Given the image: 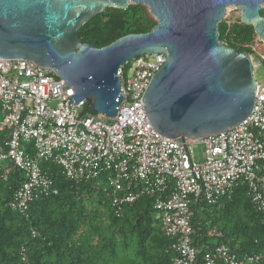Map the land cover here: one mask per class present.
Instances as JSON below:
<instances>
[{
  "label": "built area",
  "instance_id": "built-area-1",
  "mask_svg": "<svg viewBox=\"0 0 264 264\" xmlns=\"http://www.w3.org/2000/svg\"><path fill=\"white\" fill-rule=\"evenodd\" d=\"M166 57L165 52L145 53L122 67L123 100L115 116L82 114L87 102L69 103L75 88L51 69L0 57V174L7 177L13 165L28 176L11 206L25 213L34 195L51 192L43 160L59 163L70 179L111 173L119 206L144 193H164L174 183V190L154 205L165 234L174 239L173 264H248L253 256H240L226 244L197 259L192 204L198 199L216 204L246 184L264 220V83H258L251 114L233 128L200 139L170 138L154 127L143 100ZM251 59L255 69L264 64V53ZM199 143L205 148L202 160L194 158Z\"/></svg>",
  "mask_w": 264,
  "mask_h": 264
},
{
  "label": "water",
  "instance_id": "water-1",
  "mask_svg": "<svg viewBox=\"0 0 264 264\" xmlns=\"http://www.w3.org/2000/svg\"><path fill=\"white\" fill-rule=\"evenodd\" d=\"M145 4L157 19L148 32L104 47L78 31L109 7ZM229 5L264 43V0H0V57L24 58L51 69L75 88L69 103L117 114L123 100L119 71L145 53L165 52L143 100L162 135L186 140L225 132L252 112L258 91L251 55L220 40Z\"/></svg>",
  "mask_w": 264,
  "mask_h": 264
},
{
  "label": "trees",
  "instance_id": "trees-1",
  "mask_svg": "<svg viewBox=\"0 0 264 264\" xmlns=\"http://www.w3.org/2000/svg\"><path fill=\"white\" fill-rule=\"evenodd\" d=\"M156 24L147 5L132 3L127 9L109 7L78 34L81 42L104 47ZM220 33L222 42L251 55L263 43L241 16L224 18ZM88 113L93 109L86 103L82 114ZM41 166L51 178V192L34 195L25 213L11 202L27 181L26 172L12 165L7 177L0 174V264H173L174 239L165 234L154 205L157 197L174 190V183L164 193H144L119 206L111 173L70 179L56 161L43 160ZM192 207V242L199 261L213 247L226 244L240 256H253L248 264H264V220L246 184L216 204L198 199Z\"/></svg>",
  "mask_w": 264,
  "mask_h": 264
},
{
  "label": "rangeland",
  "instance_id": "rangeland-1",
  "mask_svg": "<svg viewBox=\"0 0 264 264\" xmlns=\"http://www.w3.org/2000/svg\"><path fill=\"white\" fill-rule=\"evenodd\" d=\"M240 16H241L240 7L236 6V5H229L227 7L226 15L224 18H227V17L238 18ZM256 52H257V54H253V59L255 61H257L258 53H264V44L263 43L257 44V51ZM132 61H130V63ZM127 68H125V69H127ZM254 74H255V78L259 84L264 83V64H262L258 67H255ZM204 151H205V148H204V145L202 143L196 144L194 146V158L196 160H202L204 158Z\"/></svg>",
  "mask_w": 264,
  "mask_h": 264
}]
</instances>
